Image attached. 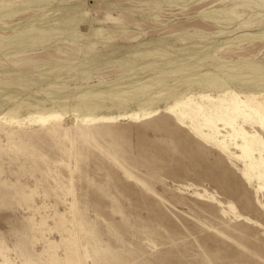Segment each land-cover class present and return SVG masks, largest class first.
I'll return each instance as SVG.
<instances>
[{
    "label": "rangeland",
    "instance_id": "rangeland-1",
    "mask_svg": "<svg viewBox=\"0 0 264 264\" xmlns=\"http://www.w3.org/2000/svg\"><path fill=\"white\" fill-rule=\"evenodd\" d=\"M0 264H264V0H0Z\"/></svg>",
    "mask_w": 264,
    "mask_h": 264
},
{
    "label": "bare ground",
    "instance_id": "bare-ground-1",
    "mask_svg": "<svg viewBox=\"0 0 264 264\" xmlns=\"http://www.w3.org/2000/svg\"><path fill=\"white\" fill-rule=\"evenodd\" d=\"M101 13H102V12H101ZM82 15H83V14H82ZM103 15H105V13H103ZM90 17H91V16H90ZM97 17H98V14H97V15H94V20H95L94 22H95V23L98 22V23L102 24V22H99V21L102 19L103 16H101V19H98V18H100V17H98V18H97ZM97 19H98V20H97ZM116 20H117V19L112 18V17L109 18V21H110L112 24L116 23ZM104 21H105V19H104ZM92 22H93V21H92ZM117 24H118V22H117ZM98 25H99V24H98ZM96 26H97V25H96ZM94 30H95V29H94ZM98 33H100L99 30L96 31V34H98Z\"/></svg>",
    "mask_w": 264,
    "mask_h": 264
}]
</instances>
